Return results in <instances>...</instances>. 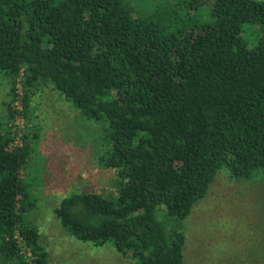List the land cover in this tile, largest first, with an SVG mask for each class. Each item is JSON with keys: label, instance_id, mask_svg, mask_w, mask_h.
Wrapping results in <instances>:
<instances>
[{"label": "trees", "instance_id": "16d2710c", "mask_svg": "<svg viewBox=\"0 0 264 264\" xmlns=\"http://www.w3.org/2000/svg\"><path fill=\"white\" fill-rule=\"evenodd\" d=\"M165 1L135 16L132 0H0V74L13 92L21 80L28 104L32 90L52 86L104 129L99 161L116 196L72 193L55 217L132 264H185L186 221L220 172L264 183V1ZM8 111L0 264H50L24 178L38 135L17 146Z\"/></svg>", "mask_w": 264, "mask_h": 264}, {"label": "rangeland", "instance_id": "374dc122", "mask_svg": "<svg viewBox=\"0 0 264 264\" xmlns=\"http://www.w3.org/2000/svg\"><path fill=\"white\" fill-rule=\"evenodd\" d=\"M130 5L135 16L157 12L152 0H132ZM197 14L202 19L208 17L206 9ZM251 35L247 26L244 37L253 42ZM24 95L21 80L14 93L11 83L0 74V116L8 118L10 105L17 112L12 123L15 144L22 147L23 136L38 135L24 178L38 198L31 221L42 234L50 264H132L112 247L97 248L78 241L54 214L72 193L116 196L115 174L99 161L103 127L86 120L52 86L32 90L28 104H24ZM25 111L26 116L21 114ZM186 236L185 264H264V183L233 182L226 172H220L207 197L187 219Z\"/></svg>", "mask_w": 264, "mask_h": 264}]
</instances>
